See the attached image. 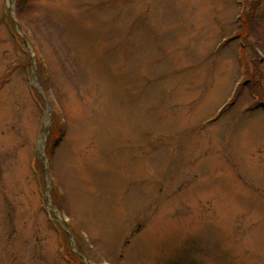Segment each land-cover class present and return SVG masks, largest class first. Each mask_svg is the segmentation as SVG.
<instances>
[{"label": "rangeland", "instance_id": "1", "mask_svg": "<svg viewBox=\"0 0 264 264\" xmlns=\"http://www.w3.org/2000/svg\"><path fill=\"white\" fill-rule=\"evenodd\" d=\"M0 264H264V0H0Z\"/></svg>", "mask_w": 264, "mask_h": 264}, {"label": "trees", "instance_id": "2", "mask_svg": "<svg viewBox=\"0 0 264 264\" xmlns=\"http://www.w3.org/2000/svg\"><path fill=\"white\" fill-rule=\"evenodd\" d=\"M59 135L62 137V135H61V132L59 131ZM36 167H37V161H36ZM67 256V255H66ZM68 257V256H67ZM68 260H70L69 259V257L67 258Z\"/></svg>", "mask_w": 264, "mask_h": 264}]
</instances>
